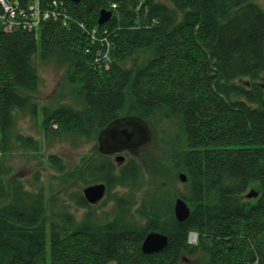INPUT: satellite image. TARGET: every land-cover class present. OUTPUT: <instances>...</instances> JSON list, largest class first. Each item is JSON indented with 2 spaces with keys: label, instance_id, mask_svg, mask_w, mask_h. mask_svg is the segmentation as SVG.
<instances>
[{
  "label": "trees",
  "instance_id": "trees-1",
  "mask_svg": "<svg viewBox=\"0 0 264 264\" xmlns=\"http://www.w3.org/2000/svg\"><path fill=\"white\" fill-rule=\"evenodd\" d=\"M104 9L112 17L100 25ZM51 10L36 32L0 22V264H264V9L251 0H65ZM38 58L66 67L77 104L41 109L44 144L98 140L121 117L163 126L159 160L176 180L188 177L177 194L192 210L185 222L168 196L159 205L170 182L134 160L118 166L100 151L73 169L55 154L44 160L41 141L18 130L19 115L40 110ZM15 154L46 161L67 200L28 186ZM96 183L107 186L104 203L122 190L110 211L69 190ZM251 189L259 195L248 198ZM150 231L169 237L164 251L142 252Z\"/></svg>",
  "mask_w": 264,
  "mask_h": 264
},
{
  "label": "rangeland",
  "instance_id": "rangeland-1",
  "mask_svg": "<svg viewBox=\"0 0 264 264\" xmlns=\"http://www.w3.org/2000/svg\"><path fill=\"white\" fill-rule=\"evenodd\" d=\"M251 1L257 3L264 9V0ZM37 64L40 74V86L35 97L39 104L40 110L36 116L29 114L19 115L18 130L25 135H32L41 141V154L44 156V160L49 154H55L62 157L67 163L68 167L73 169L75 166L80 164L82 158L90 157L99 151L98 140L89 137L76 139L74 141L71 139L60 140L58 138H54L53 140L47 142V144H44L41 109L45 106L55 107L60 104H70L77 106V104L75 97L72 95L73 85L68 80L66 67L58 65L55 61H44L40 58L37 59ZM131 106H126L124 111H128ZM150 129L152 132V138L149 143L132 152L127 151L124 153L123 151L121 153H114L112 154L114 155L113 160L118 165L119 163L116 161V157L118 155L125 154L126 160H124L123 163L119 165H124L130 160H134L141 166L143 172L148 171L160 180H168L170 185L169 188L165 190V200L161 201L159 205L162 208H167L169 204L167 203L166 197L168 196V201L170 200L173 203L172 209L174 211V202L179 196L177 194L179 192H184L185 188L183 182H181V180H176L174 178L173 172L169 168L165 167V165H163L159 160V157L161 156V148L166 147V143L163 142V126L156 127L152 124V126L150 125ZM10 163L14 166L15 172L19 173L23 177L28 186L35 183H38L39 185H45V189L48 191L53 190V193L59 196L61 201L67 200V195L65 193L66 189H61V185H59V183L52 178V176L55 174V171L48 166L46 161L33 158L32 155L15 154L13 157H11ZM84 187L74 186L69 190H82L83 193ZM60 189L61 192L59 191ZM117 192L122 193V190L118 187L114 188L111 192L112 201L110 200L104 203V199L106 197L105 195V197L95 205L98 206L100 203H102V212L110 211L112 209ZM71 210L79 217L82 216L85 211V209L77 210L76 206L73 204H71ZM46 217L49 221L50 214L47 213ZM196 241L197 234H191L190 242L196 243Z\"/></svg>",
  "mask_w": 264,
  "mask_h": 264
},
{
  "label": "water",
  "instance_id": "water-1",
  "mask_svg": "<svg viewBox=\"0 0 264 264\" xmlns=\"http://www.w3.org/2000/svg\"><path fill=\"white\" fill-rule=\"evenodd\" d=\"M79 3L82 0H70ZM112 17V12L102 10L98 23L100 25L109 21ZM264 87V85H263ZM152 138L150 125L139 117H121L111 122L107 128L102 130L98 138V148L102 154L112 155L114 153H121L123 151H135L138 148L146 145ZM125 160L124 155H118L116 161L121 164ZM181 182H187V175L181 173L179 175ZM107 186L105 183H96L85 186L83 195L89 204H98L106 195ZM259 192L251 189L247 193L248 198H255ZM191 207L188 202L182 198L177 197L174 202V215L179 222H185L191 215ZM169 245V237L159 231H150L143 243L142 252L146 255L160 253L164 251Z\"/></svg>",
  "mask_w": 264,
  "mask_h": 264
},
{
  "label": "built area",
  "instance_id": "built-area-1",
  "mask_svg": "<svg viewBox=\"0 0 264 264\" xmlns=\"http://www.w3.org/2000/svg\"><path fill=\"white\" fill-rule=\"evenodd\" d=\"M63 1L52 0L42 7V0H28L24 5L18 0H0V22L7 30L21 26L28 32H36L45 20L55 16L56 10L51 8H57Z\"/></svg>",
  "mask_w": 264,
  "mask_h": 264
},
{
  "label": "flooded vegetation",
  "instance_id": "flooded-vegetation-1",
  "mask_svg": "<svg viewBox=\"0 0 264 264\" xmlns=\"http://www.w3.org/2000/svg\"><path fill=\"white\" fill-rule=\"evenodd\" d=\"M127 151H124V153H126ZM105 155V154H104ZM125 155V154H124ZM111 156L113 158L114 155H108ZM125 160H126V155H125ZM119 166V165H118ZM121 166V165H120Z\"/></svg>",
  "mask_w": 264,
  "mask_h": 264
},
{
  "label": "bare ground",
  "instance_id": "bare-ground-1",
  "mask_svg": "<svg viewBox=\"0 0 264 264\" xmlns=\"http://www.w3.org/2000/svg\"><path fill=\"white\" fill-rule=\"evenodd\" d=\"M66 1H70V0H66ZM71 2H72V1H71ZM74 3H75V2H74ZM51 17H52V16H51ZM51 17H50V18H51ZM50 18H49V19H50ZM53 18H55V16H53ZM56 18H57V17H56ZM45 21H47V20H45Z\"/></svg>",
  "mask_w": 264,
  "mask_h": 264
}]
</instances>
